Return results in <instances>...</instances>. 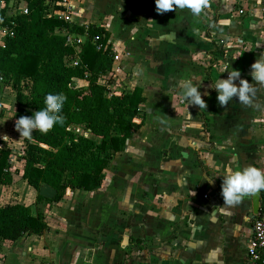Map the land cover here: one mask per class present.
<instances>
[{"label":"crops","instance_id":"0c3cea01","mask_svg":"<svg viewBox=\"0 0 264 264\" xmlns=\"http://www.w3.org/2000/svg\"><path fill=\"white\" fill-rule=\"evenodd\" d=\"M262 1L207 0L199 15L157 12L155 0L71 1V23L110 34L111 85L143 90L144 124L100 189L68 192L44 213L49 230L4 243L0 264H248L252 194L225 205L213 164L264 170V85L250 76L264 58ZM25 7L11 3L8 14ZM224 69L252 83L249 105L218 104L210 85ZM180 79L200 84L206 108L188 105Z\"/></svg>","mask_w":264,"mask_h":264},{"label":"trees","instance_id":"16d2710c","mask_svg":"<svg viewBox=\"0 0 264 264\" xmlns=\"http://www.w3.org/2000/svg\"><path fill=\"white\" fill-rule=\"evenodd\" d=\"M20 1L26 3L27 13L9 15V5ZM63 1L0 0V28L6 32L0 43V84L16 92L17 118L44 107L48 92L59 91L66 97L62 124H54L46 133L33 130L30 138L19 136L15 129L17 140L24 145L21 178L37 192L41 185L52 188L50 196L37 195L39 202L49 206L60 203L68 192L90 193L101 188L115 156L124 151L127 141L143 126V121L135 118L146 101L139 87L121 88L110 96L115 71L110 34L99 25H78L60 19L56 13L64 11L60 6ZM61 30L88 34L77 67L68 63L75 49L67 45ZM11 156L12 149L0 140L2 184L11 180ZM48 230L43 212L34 214L32 207L23 203L0 205V250L6 242L42 236Z\"/></svg>","mask_w":264,"mask_h":264},{"label":"clouds","instance_id":"9594fccd","mask_svg":"<svg viewBox=\"0 0 264 264\" xmlns=\"http://www.w3.org/2000/svg\"><path fill=\"white\" fill-rule=\"evenodd\" d=\"M156 11L163 12L176 8H188L193 15H199L207 7V0H155ZM251 80L264 85V58L256 59L251 64ZM227 71L226 78H218L215 83H211L217 95L216 99L220 106L226 105L234 98L244 105L251 103L254 95L252 83L240 77V72L235 69H224ZM238 81V83H236ZM181 90V95L188 101V105H196L199 108H206L205 100L202 99L198 90L200 84H196L191 79H180L177 83ZM208 93L205 92L204 95ZM66 97L62 92L52 91L45 94L43 99L44 107L35 110L29 116H19L15 120V129L19 136L30 138L33 130L46 133L54 124H62V106ZM255 122V121H254ZM211 161V156H209ZM217 173L215 177H221V197L225 205H234L249 194H254L264 190V170L253 165L244 167L224 166L223 170L218 165L213 164Z\"/></svg>","mask_w":264,"mask_h":264},{"label":"rangeland","instance_id":"374dc122","mask_svg":"<svg viewBox=\"0 0 264 264\" xmlns=\"http://www.w3.org/2000/svg\"><path fill=\"white\" fill-rule=\"evenodd\" d=\"M96 1L97 3L99 2V0ZM109 1L110 0H101V5L106 7L107 3L109 4ZM15 12L18 13L19 11L15 10ZM3 31L4 30L0 28V43L3 41ZM109 76L108 79L110 78ZM79 83L81 84L82 82L79 81ZM29 91L30 90L25 91V93H29ZM0 109L3 114V116H0V140L4 141L6 138V144L12 149V156L10 159L11 180L4 184L0 183V205L16 202L24 203L25 205L31 206L34 213L35 211L46 213L50 210L49 208H52L53 206L49 207V205L39 202L37 200V195L43 194L50 196L54 191L47 185H41L37 192L21 179L24 166V162L21 160V155L23 153L24 145L17 140L14 127L15 120L18 116L16 92L11 87L5 86L4 84H0ZM251 220L252 217L249 218L250 223H252Z\"/></svg>","mask_w":264,"mask_h":264},{"label":"built area","instance_id":"2783aa9c","mask_svg":"<svg viewBox=\"0 0 264 264\" xmlns=\"http://www.w3.org/2000/svg\"><path fill=\"white\" fill-rule=\"evenodd\" d=\"M72 0H64L60 6L64 7V11L57 12L56 15L64 20L65 22L71 23V11H72ZM258 11L260 15L264 18V0L258 7ZM19 13H27V6L23 8ZM63 34H65L67 38V45L72 46L75 49V54L73 57L69 59V65L72 67H77L80 65V53L82 44H84L88 40V34L85 32L84 34L77 35L67 30H61ZM5 34V30L3 31ZM96 40L93 39V42ZM100 49V46L97 47ZM118 57L115 55V61ZM116 92V89L110 86V96ZM6 141V138L5 140ZM208 195H205L207 198ZM253 231L251 239L249 240L248 251H247V263L248 264H264V214L259 215L257 218H253Z\"/></svg>","mask_w":264,"mask_h":264},{"label":"water","instance_id":"95a60500","mask_svg":"<svg viewBox=\"0 0 264 264\" xmlns=\"http://www.w3.org/2000/svg\"><path fill=\"white\" fill-rule=\"evenodd\" d=\"M1 113V109H0ZM261 190L252 194V209L256 216L260 215Z\"/></svg>","mask_w":264,"mask_h":264}]
</instances>
